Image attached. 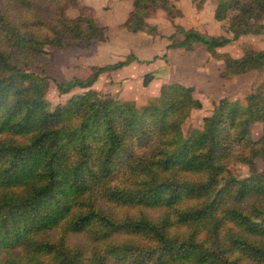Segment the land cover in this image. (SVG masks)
<instances>
[{
	"label": "trees",
	"instance_id": "trees-1",
	"mask_svg": "<svg viewBox=\"0 0 264 264\" xmlns=\"http://www.w3.org/2000/svg\"><path fill=\"white\" fill-rule=\"evenodd\" d=\"M130 1L127 31L160 35L147 19L159 8L172 17L174 2ZM214 1L231 37L173 24L167 49L204 46L224 61V80L264 74V50L218 51L264 34V0ZM70 2L0 0V264H264V170H235L264 159V132L251 138L264 123V79L243 99L221 98L189 135L185 122L203 107L193 87L167 83L142 108L92 89L140 62L132 54L56 82L61 95L85 92L51 109L49 78L28 68L46 47L108 39L92 15L67 18Z\"/></svg>",
	"mask_w": 264,
	"mask_h": 264
},
{
	"label": "rangeland",
	"instance_id": "rangeland-1",
	"mask_svg": "<svg viewBox=\"0 0 264 264\" xmlns=\"http://www.w3.org/2000/svg\"><path fill=\"white\" fill-rule=\"evenodd\" d=\"M74 1L75 3L65 5L64 15L69 19L77 18L82 12L92 15L107 28L108 39L104 42L95 41L90 46L46 47L47 55L28 68V71L49 78L46 100L50 108L54 109L70 97L85 92L75 88L71 93L61 95L56 82H66L72 78L85 79L91 73L92 67L113 64L132 54L140 62L134 61L120 70L102 74L92 89L107 97L131 101L136 107L142 108L150 100L158 97L161 88L167 83L178 82L186 87H193L194 96L202 102L203 107L192 112L183 126V131L185 135H189L201 130L203 118L212 113L216 103L208 96L209 84L214 86L218 82L217 64L213 65L216 59L213 58V61L202 45H195L193 50L167 49L170 42L162 35L173 34V24H179L187 29L194 28L208 34L221 33L231 37L228 20L221 22L222 29L221 27L219 29L212 25V9L209 6L204 7L206 2L198 6L199 0H171L175 5L172 17L164 9L159 8L147 19V23L156 26L160 34L154 38L146 32L130 33L123 26L132 10L130 0ZM256 72L264 79L263 72ZM147 74H153L154 79L148 86H144L143 80ZM235 77L223 80L228 83H224V88H220L221 91L215 96L217 102L225 97L231 100L232 96L243 99L251 91L262 86V84L258 86V78L252 81L251 78L247 80L239 78L234 81ZM250 84L253 85V89L248 92ZM263 132L264 123H254L251 131L252 140L259 139ZM235 170L240 178L247 177L251 172H261L264 170V159L257 158L252 164H237Z\"/></svg>",
	"mask_w": 264,
	"mask_h": 264
},
{
	"label": "crops",
	"instance_id": "crops-1",
	"mask_svg": "<svg viewBox=\"0 0 264 264\" xmlns=\"http://www.w3.org/2000/svg\"><path fill=\"white\" fill-rule=\"evenodd\" d=\"M205 6H209L210 9H212V14H213V24L212 25L214 27H219V29L221 27V29H222V24L223 23L216 21L215 18H214V10H215V7H216V2L214 0H206V3L204 4V7ZM225 34H226V32H225ZM209 35L217 36V35H222V34L221 33H218V34L211 33ZM243 47H248V48H251V49L257 50V51L264 50V34H261V35H248V36L240 37L237 41L233 42L230 45H227L225 47H222V48L218 49V51L221 52V53H228L230 56H232L234 58H239V57L242 56ZM211 59L213 60V58H211ZM214 63L217 64L216 70H217V73H218L217 74L218 82H217V84H214V86H211L209 84L208 96L212 99V102H214V101L217 102V99H216L215 96H217L219 94V92L221 91L220 88H224V83L225 82L223 81L224 79H222L220 77V72L223 71V69L225 67V64H224V61H222V60H218V61L216 60V62H213V65H214ZM239 78H244V79L246 78V80L251 78V81L253 79L258 78V81H257L258 86H260L262 84V81H263V79L260 78V75L256 71H251V72H248V73L243 74V75H238V76H236L234 78V81H235V79H239ZM226 83H228V82H226ZM252 89H253V85L250 84L248 92H249V90L251 91ZM237 98H240V97L239 96L238 97H236V96L233 97L232 96L231 100H234V99H237Z\"/></svg>",
	"mask_w": 264,
	"mask_h": 264
}]
</instances>
